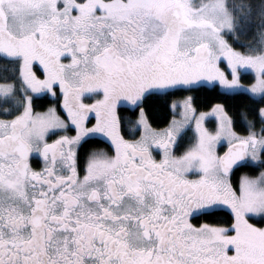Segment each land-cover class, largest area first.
<instances>
[{
  "label": "snow or ice",
  "instance_id": "1",
  "mask_svg": "<svg viewBox=\"0 0 264 264\" xmlns=\"http://www.w3.org/2000/svg\"><path fill=\"white\" fill-rule=\"evenodd\" d=\"M0 68V264H264V0H0Z\"/></svg>",
  "mask_w": 264,
  "mask_h": 264
},
{
  "label": "trees",
  "instance_id": "2",
  "mask_svg": "<svg viewBox=\"0 0 264 264\" xmlns=\"http://www.w3.org/2000/svg\"><path fill=\"white\" fill-rule=\"evenodd\" d=\"M2 70V68H0ZM252 78L251 74H248L244 77L243 80L250 81ZM185 95H193L195 96L194 105L197 107L198 111H203L209 109L213 104L221 103L225 105L226 110L229 112V115H235L240 111H247L249 106H253V101L249 99V97L245 94H236L230 95L225 94L223 90L219 89L217 86L215 88H204L197 92L187 93V92H177L175 95L171 97H153L149 99L145 108L149 114L150 123L154 128L162 129L166 127L169 121L172 118L170 104L172 100L183 98ZM55 103V101L51 99H46L44 101V106L46 107L48 104ZM123 111V110H122ZM126 116H133L130 111H123ZM251 118V117H250ZM212 125V122L209 123ZM236 130L239 133H245L246 129L242 124H238L236 126ZM100 147L107 145L104 143H93L86 145L87 147ZM226 219L225 213H221Z\"/></svg>",
  "mask_w": 264,
  "mask_h": 264
},
{
  "label": "flooded vegetation",
  "instance_id": "3",
  "mask_svg": "<svg viewBox=\"0 0 264 264\" xmlns=\"http://www.w3.org/2000/svg\"><path fill=\"white\" fill-rule=\"evenodd\" d=\"M138 111V110H137ZM121 114L123 115V116H126L125 114H124V112L122 111L121 112ZM133 118H135V117H133ZM167 127V126H166ZM165 128V127H164ZM126 138H131V137H129V136H126ZM94 148V147H93ZM96 148H105L104 146H100V147H96ZM87 149H91V147L89 146V147H87ZM33 163H34V166H39V162L38 161H36V160H33ZM194 223L196 222V221H193Z\"/></svg>",
  "mask_w": 264,
  "mask_h": 264
},
{
  "label": "rangeland",
  "instance_id": "4",
  "mask_svg": "<svg viewBox=\"0 0 264 264\" xmlns=\"http://www.w3.org/2000/svg\"><path fill=\"white\" fill-rule=\"evenodd\" d=\"M242 82L245 83V84H247V83H249L250 81L243 80ZM216 86H217L219 89H221L219 85H216ZM221 90H222V89H221ZM179 99H182V98H179ZM216 104H217V103H216ZM213 105H214V104H213ZM210 108H211V107H210ZM210 108L207 109V110H203V111H209ZM206 125L209 126V127H211V126L214 125V121H212V125L209 124V122L206 121ZM257 127H258V126H257ZM245 133H246V132H245ZM245 133H240V134H245Z\"/></svg>",
  "mask_w": 264,
  "mask_h": 264
}]
</instances>
